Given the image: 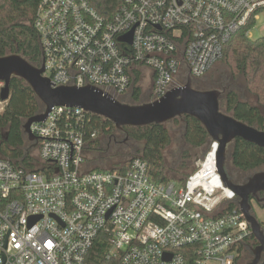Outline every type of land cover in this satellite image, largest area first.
Masks as SVG:
<instances>
[{"label": "built area", "instance_id": "1", "mask_svg": "<svg viewBox=\"0 0 264 264\" xmlns=\"http://www.w3.org/2000/svg\"><path fill=\"white\" fill-rule=\"evenodd\" d=\"M261 18L264 0H125L109 22L87 0H41L34 27L56 87L122 102L149 78L154 102L203 78ZM130 32L132 44L121 42ZM91 125L81 108L54 107L30 128L44 173L0 159V264H86L100 234L117 264L240 263L254 235L219 173L218 142L184 185L157 183L140 158L122 172L90 171Z\"/></svg>", "mask_w": 264, "mask_h": 264}, {"label": "trees", "instance_id": "2", "mask_svg": "<svg viewBox=\"0 0 264 264\" xmlns=\"http://www.w3.org/2000/svg\"><path fill=\"white\" fill-rule=\"evenodd\" d=\"M87 1L109 22L125 0ZM40 2L41 0H0V58L18 54L33 66L40 67L41 47L34 27ZM251 29L252 26L249 25L229 39L224 45L222 61H225L230 69L232 79L244 78L247 91L257 102L251 104L245 100L235 86L232 87L230 83L226 85L225 77L212 89L225 90V95L220 100L224 113L264 131V36L251 38L248 35ZM195 89L211 90L202 87ZM141 94L142 89L135 87L132 95L135 105L139 104ZM42 111L43 105L33 89L23 80L13 78L10 99L6 102L3 112H0V159L9 160L30 172L44 173V163L37 154L38 148L28 151L30 144L22 128L28 119ZM170 123L182 127L178 143L180 159L177 161L175 159L172 163H169L166 157L167 150L173 145V138L167 126ZM167 124H153L142 128L126 127L130 141L143 144L142 149L133 154L130 146L113 142L114 135L119 132L112 122L92 116V125L88 130L87 154H92L98 162H107L108 167L100 165L91 167L93 161L87 159L88 169L122 172L134 158H140L148 163L149 174L157 183L175 181L184 185L188 177L196 171L188 160L194 153L205 151L210 138L205 128L190 117L176 118ZM92 134L96 136L92 137ZM113 144L116 146L113 147ZM113 149L114 155L111 154ZM33 151H36V157ZM116 158L118 160H115ZM229 162L234 169L244 174L264 170V149L242 139H236L229 150ZM106 239L105 234L98 236L86 264H117L116 260L106 259ZM248 245L250 247L258 245L254 236ZM245 256L249 259L252 257L249 250H245L239 264H242Z\"/></svg>", "mask_w": 264, "mask_h": 264}, {"label": "water", "instance_id": "3", "mask_svg": "<svg viewBox=\"0 0 264 264\" xmlns=\"http://www.w3.org/2000/svg\"><path fill=\"white\" fill-rule=\"evenodd\" d=\"M132 37L133 33L130 32L120 38V41L132 44ZM44 71V60L41 61V67H36L18 54L0 58V82L4 83L1 100L6 102L10 99L11 81L13 78H19L33 89L43 105V111L28 119L22 126L24 135L30 143L28 151L37 146V140L30 130L32 124L45 121L51 109L57 106L78 107L92 116L112 122L118 131L125 133L126 141L129 140L126 127L142 128L153 124H167L176 118H193L205 128L211 141L219 143L217 154L219 173L223 182L235 191L238 197L237 204L258 242L257 247H248L253 256L249 264L264 263V229L253 213L251 205V198L264 203L257 195L264 192V171L249 176L247 182L242 185L234 183L227 171L229 150L234 141L242 139L264 149V131L221 110L220 100L225 90L195 89L189 76L184 86L173 88L160 100L128 105L91 86L56 87L49 78L43 76Z\"/></svg>", "mask_w": 264, "mask_h": 264}, {"label": "rangeland", "instance_id": "4", "mask_svg": "<svg viewBox=\"0 0 264 264\" xmlns=\"http://www.w3.org/2000/svg\"><path fill=\"white\" fill-rule=\"evenodd\" d=\"M263 36H264V18H261L256 23V26L254 27V29H251L250 37L253 39H257V38H260ZM148 75L150 77V75H151L150 71H148ZM223 77L226 78V81H225L226 85H227V83H230L232 85V87L235 86L239 90V92L242 94V97L245 100H247L251 104H255L257 102L256 99L254 97H252L249 94V92L247 91L244 78L240 77L237 80L232 79V74H231L230 69L227 67L226 62L222 61V60L220 62H218L203 78L199 79V81L196 83V86H199V87H202L205 89H212L213 85L214 84L216 85L217 83H219V81H221L223 79ZM137 86L142 89V94H141V99H140L139 104L150 103L153 85H152V82H150L149 78H147L146 81H144L140 85L135 84L133 86V88L125 96L121 97L119 100L123 101V100L132 99L134 88ZM210 86H211V88H210ZM193 87H195V86L193 85ZM220 90H222V89H220ZM167 126H168V129L170 130V133H171L172 138H173V145L167 150L166 157H167L168 162L172 163L175 161V159H176V161L180 159V150H179V146H178L179 144L178 143L181 139L182 127L175 125L174 123L167 124ZM118 132L119 133H116L114 136H116V138H118L119 142L125 141L124 145L130 146L131 153L134 154L138 150L142 149V146H143L142 143L132 142V141H130V139L126 141L125 136L122 135L120 131H118ZM106 141H107V139L104 142H106ZM110 142H112V141H110ZM113 142H115V141H113ZM28 144H30V143L28 142ZM118 144H120V143H118ZM114 146H116V144H113V147ZM33 149H35V148H33ZM37 154H36V151H33V155L35 157ZM111 154L112 155L115 154V149H113ZM87 155H88L87 159H90L91 161H93L90 164L91 167H95L96 165H100L102 167H108L107 162H103V161L98 162L94 159V156L92 154H87ZM203 156H204V151H199L198 153H194L192 155L191 159L188 160L189 164H192V168H194V169L196 168V170H197V165ZM115 160H118V159L116 158ZM191 172H192V170H190L189 173H191ZM177 183H180V182H177ZM254 214H255L256 218L258 219V221L262 224V227L264 229V207L254 205ZM252 260H253V256L250 259H249V257L245 256V258L242 260V264H249ZM263 262H264V259H263Z\"/></svg>", "mask_w": 264, "mask_h": 264}, {"label": "flooded vegetation", "instance_id": "5", "mask_svg": "<svg viewBox=\"0 0 264 264\" xmlns=\"http://www.w3.org/2000/svg\"><path fill=\"white\" fill-rule=\"evenodd\" d=\"M191 80L193 81V85L195 86L194 88H201L199 86H196V83L199 81V80H196V79H193L192 77H190ZM213 87H215V84L213 85ZM211 88V86H210ZM224 90V89H222ZM122 104H128V105H135V103L132 101V99L130 100H123L122 102H120ZM121 132V131H120ZM122 135L125 136V133L121 132ZM126 138V136H125ZM114 141L116 143H120V144H124V142H119L118 141V138H116V136H114ZM227 171L230 175V177L232 178L233 182L236 183V184H239V185H242V184H245L247 182V178L249 176H253L255 173L257 172H253V173H249V174H244L236 169H234L231 165H230V162L228 161L227 163ZM263 171V170H261ZM259 172V171H258ZM258 197H259V200H264V192H259L257 193ZM251 205L253 207V213H254V205H257V206H260V207H264V203H259L257 202V200H255L254 198H251ZM258 246V245H257ZM256 246V247H257ZM255 248V247H253ZM252 255V254H251ZM263 259H264V256H263Z\"/></svg>", "mask_w": 264, "mask_h": 264}, {"label": "crops", "instance_id": "6", "mask_svg": "<svg viewBox=\"0 0 264 264\" xmlns=\"http://www.w3.org/2000/svg\"><path fill=\"white\" fill-rule=\"evenodd\" d=\"M41 55H42V52H41ZM27 136H25V138H26ZM27 139V138H26ZM211 141V140H210Z\"/></svg>", "mask_w": 264, "mask_h": 264}]
</instances>
